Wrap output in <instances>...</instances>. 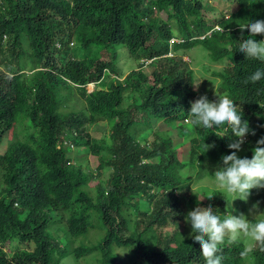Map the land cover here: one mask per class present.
<instances>
[{
    "label": "trees",
    "instance_id": "trees-1",
    "mask_svg": "<svg viewBox=\"0 0 264 264\" xmlns=\"http://www.w3.org/2000/svg\"><path fill=\"white\" fill-rule=\"evenodd\" d=\"M233 1L239 11L225 21L205 17L211 9L206 0H0V147L11 136L0 154V264H61L70 253L77 259L96 253L98 264H120L123 252L134 264H205L193 239L159 230L186 223L197 206H211L223 218L232 197L217 189L203 203L190 182L222 166L236 138L225 125L206 129L189 122L190 102L199 98L195 73L182 55L165 56L176 29L186 43L174 50L202 46L215 62L229 59L231 65L215 73V94L243 109L250 141L236 154L251 159L264 137V79L244 81L264 71V63L239 52L241 37L249 38L240 28L264 20V0ZM216 25L224 31L200 39ZM108 45L126 47L139 61L156 58L154 71L139 68L123 81L112 78L117 51ZM91 83H97L93 93L87 90ZM75 95L80 111H62ZM104 122L111 126L109 139L97 140L88 130ZM154 123L158 128L148 142ZM184 142L190 155L182 162L175 146ZM204 143L214 147L207 151ZM72 151L78 156L71 158ZM85 153L97 158V177L81 165ZM184 170L192 173L183 177ZM104 171L105 186L92 190L90 183ZM262 198L263 192L251 190L250 201L264 207ZM252 205L239 208L249 214ZM97 224L96 244L71 247ZM220 248L222 264L249 258L240 255L243 243L225 241ZM250 257V264H264L258 246Z\"/></svg>",
    "mask_w": 264,
    "mask_h": 264
},
{
    "label": "clouds",
    "instance_id": "clouds-1",
    "mask_svg": "<svg viewBox=\"0 0 264 264\" xmlns=\"http://www.w3.org/2000/svg\"><path fill=\"white\" fill-rule=\"evenodd\" d=\"M234 11L236 12L237 10ZM232 15L230 14L227 17L219 16L218 18L224 17L225 21H229ZM240 29L241 32L248 29L249 38L244 40L243 37H241L239 41V52L244 54L246 59L264 63V41L255 40L257 35H264V20H256L251 23L248 22ZM215 31H224V29L216 25L200 39L204 40L206 37H210ZM185 43L186 40L180 37L179 33L174 30V37L171 38L169 42L170 51L165 57H176L180 50H174V46L184 45ZM72 46H74L73 43H71V47ZM155 60L156 58L143 59L141 60L139 68L144 69L148 66H152ZM184 61L186 60L184 59ZM117 72L116 75L112 74L111 77L121 81L130 73L121 77ZM261 79H264V71L257 70L245 79L244 83H256ZM88 87L94 88L92 91H88L89 93H93L98 89L97 83L88 84ZM188 116L190 117L189 122L191 124L202 125L206 129H218L220 126L225 125L227 128H230L231 134L236 138L228 144V148L232 150L231 154L222 156V166L217 165L214 173L210 175L214 179L215 186L223 193L232 197L230 204L229 201L225 200L227 202L226 209L229 210L223 218L217 215L211 206H197L194 210L189 211L186 216V223L191 225L192 231L190 233V238L199 244L200 253L205 264H222L223 256L220 246L223 245L225 241L229 244L236 243L241 236L252 242L251 245L245 247L240 253L242 258H247L249 253L257 246L261 251H264V218H260L264 217V212H260V202L257 201L249 209V215L252 216L251 220L243 213L239 215L232 214L233 201L239 199L247 202L251 195V190L264 189V137L256 142V146L252 149L253 154L251 159L237 156L236 153L242 150L241 146H244L245 143L250 141V137L247 135L250 129L248 121L242 120L243 109L234 103L228 95H216V99L211 102L208 100L207 95L200 96L194 102H190V112ZM186 121L188 122V120ZM252 134L255 135V132L253 131ZM64 144L74 149L72 142L66 141ZM204 147L208 151L211 147H214V145H206L204 143ZM95 171L92 172L97 177ZM207 199L211 200L213 196H209Z\"/></svg>",
    "mask_w": 264,
    "mask_h": 264
},
{
    "label": "rangeland",
    "instance_id": "rangeland-1",
    "mask_svg": "<svg viewBox=\"0 0 264 264\" xmlns=\"http://www.w3.org/2000/svg\"><path fill=\"white\" fill-rule=\"evenodd\" d=\"M207 3L209 4V7L211 9H208L205 11L204 15L205 17H213V18H218L219 16H229L230 14H234L238 12V7L237 4L233 0H206ZM207 6V5H206ZM234 10H237L236 12ZM163 19H167L166 14H161ZM176 30V29H175ZM176 32H178L176 30ZM77 47V44L75 43L74 46H72V49H75ZM111 53H114L117 51V55L112 61V65L114 68H116V72L119 76L124 77L127 75L129 72H132L133 70L137 69L141 65V61L136 60L132 58L129 54V51L127 50L126 47L124 46H119V45H108L107 48ZM98 49H94L93 52H97ZM107 51V50H106ZM101 53H99L100 55ZM177 54L182 55L184 59L186 60L185 62L189 65L190 69H192L195 73V89L198 91V97L202 95H207L208 100L211 101L213 95L216 92V87L218 86V81L219 79L215 76V73H220L223 72L225 68L230 66L229 59H225L220 62H213V60L210 58L209 53L202 47L198 46L195 47L189 51L185 50H180ZM147 74H151L154 71L153 66H148L143 69ZM94 88L88 87V91H92ZM215 98V97H214ZM212 99V101L214 100ZM82 100L78 95H75L72 100L66 104V106H62L61 110L65 111L66 113H69L70 110H74L76 112L80 111L82 107ZM130 103V102H129ZM83 104L85 106V102L83 101ZM137 117V116H136ZM253 123L255 125H261L262 122L259 118H254ZM159 124V123H158ZM158 124L154 123V129L152 130V133L148 136V142L153 141L154 136L152 135L155 130L158 128ZM162 125V124H160ZM161 127V126H160ZM110 131H111V126L106 122L104 123H99L95 126H92L89 128L88 132L91 134L95 139L101 140V139H109L110 136ZM11 138L8 137V139ZM7 136L4 138L2 145L0 147V154H3L7 150V145H8V140ZM176 142L181 141V140H176ZM144 143V142H143ZM175 149L178 151V158L182 161H188L189 160V155H190V143L189 142H184V144L177 145L175 146ZM241 151L244 152V146H241ZM78 156V153L72 152L70 154L71 158H75ZM82 160V166H84L87 170L95 171L96 167L98 165V160L97 158L95 159L91 153H85L81 157ZM96 173V171H95ZM105 175L101 176L97 179H95L90 185L92 190H96L95 187L97 186H105L106 179L109 176V172L104 171ZM192 171L190 170H184L182 171L183 177L185 175H190ZM190 177V176H189ZM101 181V182H99ZM191 189L197 193L195 198L199 201H202L205 203L209 197V194L217 190L218 188L215 186L214 179L213 177L209 176L195 179V176H192L191 178ZM259 192L264 193V189H259ZM257 193V192H256ZM194 195V193H192ZM192 197V195H189L187 197V200H189ZM257 198V195H255ZM264 200V198H262ZM147 201V200H146ZM144 201L143 206L141 209H145L146 206L148 205V202ZM242 202V203H241ZM249 204H254L256 201H250L248 199ZM244 201L241 200H235L232 202V214L233 215H239L240 213H243L240 210V205H242ZM264 206V205H263ZM237 208V209H236ZM264 207H260V212L263 211ZM243 213L247 218L249 217V214ZM228 211V210H227ZM247 214V215H246ZM162 231L165 235H168L169 238H171L173 235L178 234L180 238H188L190 237L191 233V225L189 223H184V222H176V223H171L169 227ZM55 234L60 237V240L66 239L65 236H63L62 232L56 231ZM101 236V231L98 228V224L96 229H94L92 232H89L87 235H83L81 237H78L72 244L73 247L77 246H91L96 244L98 240L100 239ZM239 243H243L245 247L249 246L252 244V242L243 236L237 241ZM63 245H65V242H63ZM7 252L10 253V250L7 249ZM251 253V252H250ZM249 253V258L245 262V264H250L251 263V257ZM98 256L97 254H93L81 259H77V257L74 254H68L67 257H65L62 261L61 264H98ZM120 264H134L131 259H129L128 254L126 252H123L122 254V259L120 261Z\"/></svg>",
    "mask_w": 264,
    "mask_h": 264
}]
</instances>
